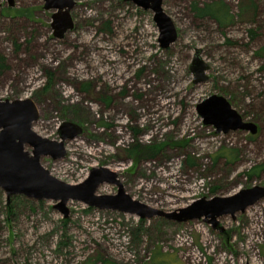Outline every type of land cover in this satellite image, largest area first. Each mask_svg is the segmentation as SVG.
<instances>
[{"label":"rangeland","instance_id":"1","mask_svg":"<svg viewBox=\"0 0 264 264\" xmlns=\"http://www.w3.org/2000/svg\"><path fill=\"white\" fill-rule=\"evenodd\" d=\"M73 1V27L57 36L56 9L44 0H0V100L30 98L32 130L49 140H61L63 123L80 127L64 156L40 157L52 176L74 185L106 167L132 200L164 214L76 200L64 214L59 200L7 198L0 187V264H198L191 252L199 264H264V197L234 214L194 206L264 187V0H162L176 30L167 47L151 10L129 0ZM220 2L234 16L222 29L193 11ZM197 51L208 69L195 82ZM211 95L256 132L205 124L197 105ZM158 171L178 179L168 184ZM118 189L104 182L96 195Z\"/></svg>","mask_w":264,"mask_h":264},{"label":"water","instance_id":"2","mask_svg":"<svg viewBox=\"0 0 264 264\" xmlns=\"http://www.w3.org/2000/svg\"><path fill=\"white\" fill-rule=\"evenodd\" d=\"M13 5V0H7ZM45 9H56L52 14L51 26L54 34L62 36L65 31L73 27L70 10L73 0H44ZM145 10L153 12V19L159 28V42L167 47L176 39V30L171 18L162 8V0H129ZM208 65L199 57L197 51L193 57L191 70L195 74V82L205 80V71ZM198 113L203 117L204 123L214 125L216 132H227L240 129L256 132V126L245 121L242 116L232 108L222 96L211 95L197 105ZM38 118L34 102L30 98L15 100H0V187L7 198L15 194H23L35 199L59 200L58 208L67 214L65 204L68 200H76L89 206L101 209H118L136 214L142 218L153 215H162L163 212L149 208L144 204L132 200L124 193L117 175L106 167L92 168L89 176L81 183L68 184L43 168L40 157L50 155L53 158L65 154L64 143L80 133L81 129L74 123H63L58 130L61 140H49L32 130V124ZM26 147L31 148L30 151ZM107 182L117 184L119 189L116 195H96L100 184ZM264 197V187L255 186L244 189L229 198H214L205 202L196 203L211 208L217 215L243 211L247 206ZM191 210V209H190ZM182 210L181 212H184ZM206 214H211L206 212ZM197 217L201 213H196ZM213 217V216H212ZM192 218L186 215L183 220ZM214 221V217L212 218Z\"/></svg>","mask_w":264,"mask_h":264},{"label":"trees","instance_id":"3","mask_svg":"<svg viewBox=\"0 0 264 264\" xmlns=\"http://www.w3.org/2000/svg\"><path fill=\"white\" fill-rule=\"evenodd\" d=\"M193 11H194V13H195V15L197 17H200V18L210 17V18H212L214 21L217 22L218 26L221 29L224 28V26L226 24L230 23L231 20L234 17L230 13L229 8H227L221 2L220 3L205 4L203 6L195 5V6H193ZM250 33L252 35V32H250ZM114 81H116V79H114ZM158 104H159L158 105L159 106V109H162L160 107H162V106L163 107H166L168 105V102L167 103L166 102H162L161 104L160 103H158ZM154 110H156V109H154ZM154 148H156V147H153V146L152 147H147V148H145V151L142 154L145 155V152H148L149 153V152H151V150H154ZM132 152L135 155H139L141 153L140 151L134 149V150L130 151V153H131L132 156H133ZM87 153L93 154L94 153V150L91 151V152L87 151ZM158 172H159V176L160 177H165L166 178L168 184H173V182H175V180L178 179V176L176 175L175 172H169V173H164V172H160V171H158ZM198 185L199 184H195V185H193V187H189V191L197 190L198 189L197 188ZM187 196H189V195H187ZM169 201H170V199L166 200V202L168 204H171V203L173 204V201L172 202H169ZM181 242L184 243V244H186L185 243L186 241L184 239H181ZM157 254L159 255V253H157ZM194 254L195 253L191 252L190 253V256L193 259H197V262L199 264V262H200L199 256L197 254L196 255H194ZM220 258H221V256H220ZM220 258H219V262H221ZM190 262H191V260H190ZM254 263L255 262L253 260H251V264H254ZM87 264H95V262H91V263H87Z\"/></svg>","mask_w":264,"mask_h":264}]
</instances>
